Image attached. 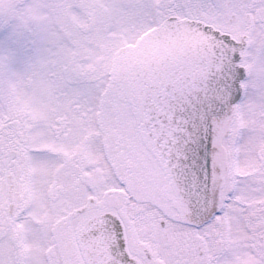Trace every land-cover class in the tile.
I'll return each mask as SVG.
<instances>
[{
  "label": "snow or ice",
  "instance_id": "1",
  "mask_svg": "<svg viewBox=\"0 0 264 264\" xmlns=\"http://www.w3.org/2000/svg\"><path fill=\"white\" fill-rule=\"evenodd\" d=\"M0 264H264V0H0Z\"/></svg>",
  "mask_w": 264,
  "mask_h": 264
}]
</instances>
